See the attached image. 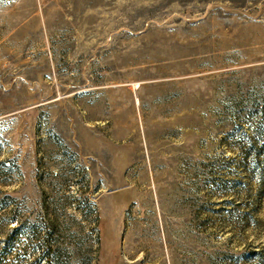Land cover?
Masks as SVG:
<instances>
[{
    "label": "rangeland",
    "instance_id": "1",
    "mask_svg": "<svg viewBox=\"0 0 264 264\" xmlns=\"http://www.w3.org/2000/svg\"><path fill=\"white\" fill-rule=\"evenodd\" d=\"M0 264H264V0H0Z\"/></svg>",
    "mask_w": 264,
    "mask_h": 264
}]
</instances>
